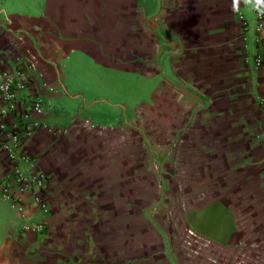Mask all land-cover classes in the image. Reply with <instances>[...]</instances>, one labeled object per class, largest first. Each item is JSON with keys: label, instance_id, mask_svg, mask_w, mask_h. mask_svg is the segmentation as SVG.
Masks as SVG:
<instances>
[{"label": "crops", "instance_id": "crops-1", "mask_svg": "<svg viewBox=\"0 0 264 264\" xmlns=\"http://www.w3.org/2000/svg\"><path fill=\"white\" fill-rule=\"evenodd\" d=\"M231 6L232 0H0V65L29 67L33 83L45 85L47 110L39 120L46 127L24 152L31 172L48 179L50 208L47 217L29 202L21 215L0 213V264H264V222L242 223L236 194L212 190L219 182L234 186L238 164L250 168L246 178L264 181V107L257 103L264 67H253L240 40L238 14L247 9L242 0L238 14ZM156 56L206 99L207 109L194 104L193 111L182 97V134L202 139L206 124L220 163H208L203 146L183 144L180 135L163 147L161 173L142 159L141 138L171 133L116 126L114 95L103 87H120L138 73L154 77L147 67ZM155 98L150 120L157 118ZM91 117L94 127L85 123ZM182 150L195 154L182 159ZM3 173L0 155V179ZM250 194L264 213V192ZM18 218L43 220L46 234L21 232Z\"/></svg>", "mask_w": 264, "mask_h": 264}, {"label": "rangeland", "instance_id": "rangeland-1", "mask_svg": "<svg viewBox=\"0 0 264 264\" xmlns=\"http://www.w3.org/2000/svg\"><path fill=\"white\" fill-rule=\"evenodd\" d=\"M241 15L247 21L248 27L251 26V12L248 11L246 15ZM162 51L165 52L169 50L163 48ZM163 60L164 59H162L161 57V60L159 61V56H156L153 61L150 60V64H148L147 69L151 70L152 68H154L156 72V74H154V77L152 78H144L142 76L143 73H138V75L134 74L131 79L130 77L129 79L125 78L127 83H123L120 87L113 88L108 87L107 84H105L106 86L103 87L106 90L105 94L114 95V97H109V102L111 104H115L112 110H117L119 112L120 117L116 120V126H126L130 127L129 129H132V126L136 127L139 125L140 128L144 127L142 129L145 130L148 129L152 132L156 130V132L160 133L162 137H164L165 132L171 133L168 136H165L163 139L156 137L157 135L153 136L151 134H146V132H143V136L141 138L143 141V149L145 151L142 159H149L155 162L156 165L160 168L161 173L163 170L162 161L166 158L167 155L163 154L164 152L162 151V149L164 150L163 147H166V145L168 144H172V146H174V144L177 143V140L180 138V135H182L183 144H190L193 147L194 145L203 146V152L201 153L202 155L206 156V160L208 161V163H211V160H213L215 163H218L219 156L222 154V152L216 151V149L211 148L212 145H215L217 141L216 139H211V135L207 131L206 124H203L202 127V139H199L198 134L194 131L182 134V128L188 126L187 121L182 120V97L185 100H188V103L193 104L192 107H190V109H193V111L196 110L194 109L195 105L196 108L201 107L202 109H207L206 99L193 88L189 86L185 87L176 78H174L173 74L167 71L166 63H164ZM105 79H107V81H110V78H104L102 79V81ZM104 83H106V81ZM168 88H170V90H172L173 92L164 93L166 90H168ZM114 91L117 93H113ZM154 97H156L155 116H157V118L154 120H150L147 118V114L148 110L153 107ZM120 105L123 108H121ZM190 109H188V111H190ZM179 111L181 112L178 113ZM163 115L165 116L164 118L162 117ZM169 115L170 117L168 118ZM108 120L109 119L99 120L97 121V124L106 125L109 122ZM219 121L221 122V119H219ZM85 122L89 124L92 123V127L96 126V124H94L96 122V119H93L92 117L85 120ZM203 123L208 122L204 121ZM205 147L208 148L205 149ZM188 154L195 153L182 150V159H185V155ZM197 154L200 155V152H197ZM219 165H222V162ZM219 169L221 168L216 167L214 170L219 171ZM249 169L250 168L246 165L243 166V168L240 167V164L236 165L234 182L235 185L233 186L232 183L219 182L216 186L213 185L212 190L213 188H216V190L218 191L224 190L230 192V190H232L236 194L233 206L235 208V211H237L241 222L250 223L252 225H259L264 222L262 218V216L264 215L263 209L260 208L261 201L253 200L251 196L252 194L250 193L264 192V181L262 180L261 183H257L258 178H256L255 180L254 178H246L245 173L248 176L247 171L249 172ZM0 213H2L3 215H13L16 212L10 209L6 203L0 200ZM215 219L217 218L212 219V221H214ZM16 221L18 228H21L24 220L18 218ZM33 221L34 220H30L28 222ZM221 221L222 220L220 219V222ZM41 235L42 234H40L39 236Z\"/></svg>", "mask_w": 264, "mask_h": 264}, {"label": "built area", "instance_id": "built-area-1", "mask_svg": "<svg viewBox=\"0 0 264 264\" xmlns=\"http://www.w3.org/2000/svg\"><path fill=\"white\" fill-rule=\"evenodd\" d=\"M257 8L264 5L257 4ZM251 26L241 14L240 40L250 48V59L255 69L264 67V16L252 13ZM30 69L6 70L0 65V155L4 173L0 179V200L21 215L26 203H31L35 214L47 217L50 208L46 187L48 179L42 173L31 172L32 159L24 146L39 128L46 126L39 117L47 110L41 101V88L29 76ZM264 107V96L257 98ZM86 123V122H85ZM22 219V218H21ZM24 220L21 232L40 235L46 232L43 220Z\"/></svg>", "mask_w": 264, "mask_h": 264}, {"label": "clouds", "instance_id": "clouds-1", "mask_svg": "<svg viewBox=\"0 0 264 264\" xmlns=\"http://www.w3.org/2000/svg\"><path fill=\"white\" fill-rule=\"evenodd\" d=\"M241 0H232V6H231V11H233V13L238 14L240 9H239V5H240ZM245 8L252 13H257L260 16H264V7L261 8H257L256 5L257 4H261L264 5V0H242Z\"/></svg>", "mask_w": 264, "mask_h": 264}]
</instances>
